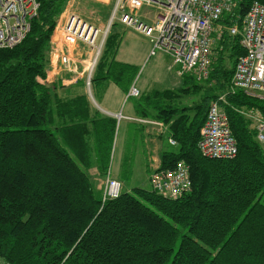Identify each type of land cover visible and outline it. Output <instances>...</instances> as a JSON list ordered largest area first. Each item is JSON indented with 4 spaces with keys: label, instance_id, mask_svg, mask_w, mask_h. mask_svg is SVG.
I'll return each mask as SVG.
<instances>
[{
    "label": "trees",
    "instance_id": "1",
    "mask_svg": "<svg viewBox=\"0 0 264 264\" xmlns=\"http://www.w3.org/2000/svg\"><path fill=\"white\" fill-rule=\"evenodd\" d=\"M67 1L37 0L25 38L0 48V259L7 264H264V146L234 110H264V101L242 91L219 101L237 142L234 158H203L196 147L208 104L227 92L234 63L243 53L238 38L224 33L213 45L206 82L214 86L206 89L201 103L180 107L176 117L177 107L165 105L173 94L186 97L201 90L203 84L191 76H186V87L151 93L164 103L156 107L157 117L171 121V136L179 144L176 152L161 154L158 169L183 161L189 190L171 199L135 187L102 201V190L81 158L90 159L85 138L91 123L99 168L106 172L115 120L92 119L84 95L62 99L40 81ZM253 1L264 5V0H236L235 13L243 16ZM221 22L230 23L229 15ZM115 47L116 37L110 34L92 81L110 80L127 90L137 69L116 62ZM137 103L143 104L141 97Z\"/></svg>",
    "mask_w": 264,
    "mask_h": 264
},
{
    "label": "built area",
    "instance_id": "2",
    "mask_svg": "<svg viewBox=\"0 0 264 264\" xmlns=\"http://www.w3.org/2000/svg\"><path fill=\"white\" fill-rule=\"evenodd\" d=\"M113 10L104 30L99 29L78 14H68L58 25L63 46L69 48L82 44L92 56L85 67L84 85L89 92L97 59L102 53L109 27L115 20L143 34L151 44L149 55L159 51L166 53L179 76H191L195 81L208 79L212 64L213 43L227 33L237 37L243 53L237 57L226 94L242 91L245 95L264 101V5L253 1L243 16L235 13L236 0H112ZM143 6L156 8L151 19L140 13ZM39 4L37 0H0V48H11L20 43L31 27ZM229 15L230 23L223 24V16ZM55 52V51H54ZM52 57L53 54L51 53ZM57 62L62 72L71 73L72 82L77 79L78 58L68 50L57 52ZM225 94V95H226ZM90 95V93H89ZM140 91L132 82L127 97H139ZM225 95L208 104L204 122L199 130L196 147L207 159H232L238 152L225 110L219 101ZM250 122L258 143L264 146V110L257 107L234 108ZM115 117H122L120 113ZM171 143H175L169 139ZM188 166L183 161L172 169L153 170L151 189L168 197L177 198L190 188ZM109 173V172H108ZM121 194V183L106 178L102 201Z\"/></svg>",
    "mask_w": 264,
    "mask_h": 264
},
{
    "label": "crops",
    "instance_id": "3",
    "mask_svg": "<svg viewBox=\"0 0 264 264\" xmlns=\"http://www.w3.org/2000/svg\"><path fill=\"white\" fill-rule=\"evenodd\" d=\"M72 1L75 0L67 1L54 28V33L49 44L53 46L55 52H52L53 57L51 54L48 56L49 63L46 71V77L44 80H42V82L53 87L57 97H61L62 99H71L78 95H84L89 103L88 114L92 119L111 118L115 120V136L110 152V159L107 165V168L110 169L113 178L119 179L122 168L126 164L130 165V168L126 171H136L137 167L141 166L143 169L144 166L148 169V175H150L152 170H155L159 167L160 157L163 152H176L179 148V144L171 136V121L164 123L157 117L158 110L156 107L164 103L161 100H156L158 96L152 95L151 93L154 91H175L182 87H186L188 79L186 76L181 77L177 74V67L172 65L171 59L166 53L159 51L154 55H149L151 44L147 37L135 31L131 27L124 26L116 20V23L112 24V29L109 27L107 34V36L112 34L114 37H116V47L113 53V59L116 62L131 65L138 69L141 67L147 57L155 56L153 62L151 63L152 66H150L146 72L144 71L142 75L138 76L137 74L133 80L135 86L140 91L139 97H141L143 104L137 103L138 97H127L129 87L126 90L123 86L110 80L92 81L91 79V88H93L97 93L99 103L101 104H95V106L94 104L92 105L88 95L86 94L84 78H82V76L85 74V67H87L86 64L88 63V59H90L92 56V52L88 49V47L82 44H77L76 46L67 48L62 45L60 39H55L57 37L56 35L58 34H55V30L58 29V25L65 19L67 13L69 12L68 7L70 4H72ZM77 1L78 4L79 0ZM84 1L85 0H82L81 2ZM87 2L89 4L85 3V9L93 14L92 21H87L99 29L104 30L109 22L111 12L107 8L112 0H87ZM113 28L114 33H112ZM125 32H127L131 39H121V35H124ZM63 50L70 51L71 54L76 55L78 58H85L84 62H78V75L75 81H62L64 79H70L72 76H74L71 73L62 72L59 69L56 56L57 52ZM100 56L97 59V63ZM166 61L168 62L167 68L164 66L161 68V66ZM95 69L96 66L93 73L95 72ZM146 94H150L149 99L145 98ZM172 96L173 100L165 102V105L172 106V108L177 107L178 110L174 113L175 117L182 112L179 109L180 107L182 108L184 106L193 105L192 102L191 104H184L183 100L186 99L180 98L181 96L178 97L175 96V94ZM143 108L147 109V113L146 115L141 116L145 113ZM118 113L122 115V117L119 119L115 118V115ZM185 113L190 114V110H185ZM161 125H163V127H160ZM88 126L90 129V134L87 135L85 140L89 146L90 159L86 161L84 158H81V160L86 167L87 172H97L96 178L100 179V171L98 168L99 161L96 154L97 148L95 138L93 136V128L91 123H89ZM130 127L133 131V136H131L129 139L128 135L125 133ZM126 139L134 141V144H132L128 153H125L124 143ZM169 139H172L175 143H170ZM68 145H70V143H68ZM176 146H178V148H176ZM72 151H74V153H78L80 148H76L74 145V149ZM98 179H93L94 181L92 182L95 184L96 189H101ZM0 264L7 263L0 259Z\"/></svg>",
    "mask_w": 264,
    "mask_h": 264
},
{
    "label": "rangeland",
    "instance_id": "4",
    "mask_svg": "<svg viewBox=\"0 0 264 264\" xmlns=\"http://www.w3.org/2000/svg\"><path fill=\"white\" fill-rule=\"evenodd\" d=\"M81 1L79 0V3L78 4H77V2H78L77 0L72 1V4H70L69 7H68V9H69L68 11L69 12L67 13V15L73 12L75 14H78L83 19L92 21L93 14L90 13L87 9H85V3H88L87 0H85L84 2H81ZM113 4H114V2L112 1L110 3V5L108 6V8H107L110 12H112V10H113ZM101 10H103V9H101ZM140 13L146 14V15L148 13V16L151 19H153L155 17V14H156V8L149 7V6H143L141 8V10H140ZM113 23H116V20ZM110 27L112 29L113 26L111 25ZM101 28H103V27H101ZM53 33H54V31H53ZM112 33H114V28H113V32ZM55 34H57L56 35L57 37L55 38V39H57L59 37V29L55 30ZM121 39H123V40H125V39H131V37L127 34V32H125L124 35H121ZM215 42L213 43V45H215ZM53 51H54L53 46L49 44L48 49H47L48 56ZM215 53H216L215 50H214V52L212 51V57L215 55ZM154 58H155V56L147 57L145 59V61L141 65V67L137 69L138 76L142 75L144 71L146 72L150 68V66H152L151 63L153 62V59ZM224 63H225V67L227 69H230L231 66H232V59L230 57L229 58H226ZM165 64H166V66H165ZM163 66L167 68L168 62L166 61L161 66V68ZM92 76H93V74H92ZM186 78L189 79L188 77H186ZM40 81H42V80H40ZM91 83H92V81H91ZM201 83L203 84V87L201 85V88H200L201 90L198 93L197 92H194L191 95L186 96L187 98L186 97H180L182 99L183 98L186 99V100H183V103L184 104H191V102L193 103V105L196 104V103L197 104L198 103H201L202 102V99H203V96L206 94V89H208V87H210V86H214V84L212 82H210V85H208L207 82H206V80L203 81V82H201ZM89 93H90V95H89ZM86 94L88 95V97H89L90 102H91L92 105L93 104H94V106H95V104L101 105L99 103V99L97 97L98 95H97V93L95 92V90L93 88H91L89 92L86 89ZM225 94H226V91L223 92V93L220 92L219 93V96L217 97V99L219 97L224 96ZM208 101H210V100H208ZM212 101H214V100L211 99L210 102H212ZM115 118L118 119V117H115ZM250 125L251 124L249 122V128H251ZM160 127H163V125H161ZM125 134L128 135L129 139H130L131 136H133V131H132L131 127L126 130V133ZM114 136H115V132H114ZM114 136H113V141H114ZM129 139H126V141L124 143L125 144V153L126 152L128 153V151H130V149H131L132 144H134V141L129 140ZM112 145H113V142H112ZM176 148H178V146H176ZM129 168H130V165L129 164H126L125 166H123L122 171H121V174L119 176V179L118 178L116 179V178H113L112 177V174H111V171H110L109 168H107L106 172L105 171H101V169L99 168V171H100L99 172L100 173L99 176L100 177L99 176L98 177L100 179L96 178V173L97 172L95 173V172L89 171L90 174L89 173L88 174L91 177V180L92 181H94L93 179H98V183L100 184V188L102 190V196H103V192H104V189H105L106 178H108V177L111 178V179H116L117 181H119L121 183V191H123V190H127L128 191V190H131L132 188H135V187L151 188L150 177H151V174H152L153 170L150 172V175H148L149 174L148 169L146 167H144V166H143V169L141 168V166L140 167H137V170L136 171L135 170L134 171L133 170L132 171H126ZM148 180H149V183H148Z\"/></svg>",
    "mask_w": 264,
    "mask_h": 264
}]
</instances>
